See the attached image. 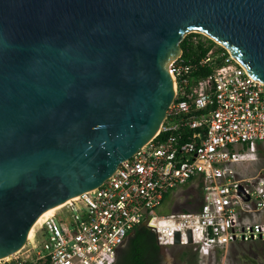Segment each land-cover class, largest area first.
<instances>
[{"label": "water", "instance_id": "water-1", "mask_svg": "<svg viewBox=\"0 0 264 264\" xmlns=\"http://www.w3.org/2000/svg\"><path fill=\"white\" fill-rule=\"evenodd\" d=\"M190 32L264 83V0H0V259L155 136Z\"/></svg>", "mask_w": 264, "mask_h": 264}, {"label": "built area", "instance_id": "built-area-1", "mask_svg": "<svg viewBox=\"0 0 264 264\" xmlns=\"http://www.w3.org/2000/svg\"><path fill=\"white\" fill-rule=\"evenodd\" d=\"M191 34L194 55L185 60L180 49L168 64L173 101L155 136L100 186L43 217L0 264H115L139 226L161 248L191 247L220 264L229 246L264 244V168L240 174L264 144V83L209 36L183 39ZM194 181L197 208L158 213L166 196Z\"/></svg>", "mask_w": 264, "mask_h": 264}, {"label": "rangeland", "instance_id": "rangeland-1", "mask_svg": "<svg viewBox=\"0 0 264 264\" xmlns=\"http://www.w3.org/2000/svg\"><path fill=\"white\" fill-rule=\"evenodd\" d=\"M261 154H257V161L252 164H245L240 168V174L245 177L254 175L264 168V144L260 147ZM198 184L196 181L173 192L167 197L165 203L159 208V214L177 213L182 210H193L197 208ZM256 219H260L257 217ZM35 230V227L33 228ZM183 252L192 253L193 249L183 247L161 248V255L165 264H194L188 261H181ZM195 264H220V260L214 255L200 257L195 255ZM225 264H264L263 244H235L229 246L226 254Z\"/></svg>", "mask_w": 264, "mask_h": 264}, {"label": "trees", "instance_id": "trees-1", "mask_svg": "<svg viewBox=\"0 0 264 264\" xmlns=\"http://www.w3.org/2000/svg\"><path fill=\"white\" fill-rule=\"evenodd\" d=\"M192 35L186 36L179 44L185 60L194 55L196 50L190 41ZM261 145H258V155L261 154ZM166 199L167 196L164 200ZM160 255L161 247L158 246L154 233L145 226H139L133 229L126 242L118 250L115 264H159ZM195 255V252H183L180 260L195 264Z\"/></svg>", "mask_w": 264, "mask_h": 264}, {"label": "bare ground", "instance_id": "bare-ground-1", "mask_svg": "<svg viewBox=\"0 0 264 264\" xmlns=\"http://www.w3.org/2000/svg\"><path fill=\"white\" fill-rule=\"evenodd\" d=\"M177 56V53L174 54L173 58H175ZM64 205V203L60 204V205H57L55 207H52L50 209H48L47 211H45L38 219L37 221L35 222L34 226L32 227V229L30 230L29 234H28V239L31 238L32 236V232H33V228L36 226V224H38L40 222V220L45 217V216H49L51 214H53L56 210H58L59 208H61L62 206Z\"/></svg>", "mask_w": 264, "mask_h": 264}, {"label": "flooded vegetation", "instance_id": "flooded-vegetation-1", "mask_svg": "<svg viewBox=\"0 0 264 264\" xmlns=\"http://www.w3.org/2000/svg\"><path fill=\"white\" fill-rule=\"evenodd\" d=\"M159 264H165L164 258L162 255H160V263Z\"/></svg>", "mask_w": 264, "mask_h": 264}]
</instances>
